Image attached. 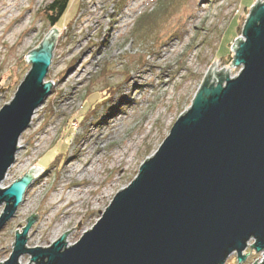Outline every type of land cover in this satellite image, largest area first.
Returning <instances> with one entry per match:
<instances>
[{"label":"rangeland","instance_id":"obj_1","mask_svg":"<svg viewBox=\"0 0 264 264\" xmlns=\"http://www.w3.org/2000/svg\"><path fill=\"white\" fill-rule=\"evenodd\" d=\"M52 1L0 0V107L28 72L31 46H39L54 28L44 17V7ZM253 1L179 0L149 42L139 44L129 39L133 22L154 8L156 0H70L65 19L75 14L79 2L81 8L57 32L44 79L54 80L51 91L20 134L23 146L0 184L16 180L31 164L50 166L49 171L29 185L25 199L0 229V257L9 256L17 229L29 217L34 221L26 243L54 242L68 229L67 243L74 242L92 226L119 186L127 185L142 160L155 152L176 115L189 107L211 64L227 65L230 75L238 72L240 66L229 62L231 48ZM157 37L159 43H154ZM105 82L114 92L101 104ZM93 109L82 122L76 120V114ZM97 175L105 180L94 182ZM97 186L95 192L77 194ZM68 191L64 209L49 202L57 195L67 202ZM251 243L243 251L244 261L239 263L231 253L224 264L260 262L263 255ZM20 257L21 264L30 261L27 253Z\"/></svg>","mask_w":264,"mask_h":264},{"label":"water","instance_id":"obj_2","mask_svg":"<svg viewBox=\"0 0 264 264\" xmlns=\"http://www.w3.org/2000/svg\"><path fill=\"white\" fill-rule=\"evenodd\" d=\"M58 29L26 55L30 68L0 107V183L23 146L20 134L51 91L44 80ZM233 43L230 75L211 64L189 107L176 115L155 152L119 186L92 226L74 242L68 230L54 242L26 243L34 221L17 229L0 264H224L240 263L251 248L264 264V0L253 1ZM50 166L31 164L0 184V229Z\"/></svg>","mask_w":264,"mask_h":264},{"label":"trees","instance_id":"obj_3","mask_svg":"<svg viewBox=\"0 0 264 264\" xmlns=\"http://www.w3.org/2000/svg\"><path fill=\"white\" fill-rule=\"evenodd\" d=\"M179 0H156L154 8L151 10H146L143 13L139 14L132 25L129 39H135L137 43L147 44L149 38L152 35L153 31L160 24L161 21H164L172 12L173 8L177 5ZM70 0H53L51 4L44 7V17L48 22L50 27H54L58 30H62L66 26H69L74 20L81 8V2H79L78 9L75 14L70 19H65V12L67 10ZM240 24L237 25V30L239 31ZM154 43H159V38H153ZM231 52L227 54V59L230 58ZM141 60V59H140ZM233 62V57L229 61ZM140 64H143V60L140 61ZM105 87V97L102 98L101 104H104L105 101L110 97V94L114 92L113 85L104 84ZM98 102V101H97ZM99 105V102L95 106ZM95 108V107H94ZM81 112V111H80ZM93 110H90L89 113H80L75 115L76 120H82L88 118V114H92ZM71 127V126H70ZM69 127V128H70ZM67 135H70L69 129L67 130ZM47 165H50L52 162L48 160Z\"/></svg>","mask_w":264,"mask_h":264},{"label":"bare ground","instance_id":"obj_4","mask_svg":"<svg viewBox=\"0 0 264 264\" xmlns=\"http://www.w3.org/2000/svg\"><path fill=\"white\" fill-rule=\"evenodd\" d=\"M94 162H99V159L98 158H96L95 160H94ZM93 164H91L90 163V167L92 166ZM88 166V167H89ZM87 171V169L86 170H84V173ZM87 173H88V171H87ZM84 179V178H83ZM77 180V179H76ZM105 179L103 178L101 181H100V178L98 177V175L97 176H95L94 178H93V181L94 182H98V183H101V182H103ZM65 185V184H64ZM96 190H98V186L97 187H88L87 189H84V190H80V191H78L77 190V194H80V193H84V192H87V193H90V192H95ZM70 191H68L67 192V197H66V199L68 198L69 199V196H70ZM61 198L62 197H59L58 198V195L54 198V199H51V200H49V202L52 204V203H55V202H57L58 203V205H57V208H61V209H64L66 206H67V204L69 203V200L67 199V202H65V203H61ZM55 200V201H54ZM75 201V200H74ZM71 211H76V208L75 207H72L71 209H70Z\"/></svg>","mask_w":264,"mask_h":264}]
</instances>
